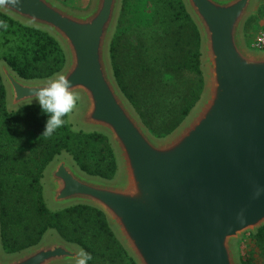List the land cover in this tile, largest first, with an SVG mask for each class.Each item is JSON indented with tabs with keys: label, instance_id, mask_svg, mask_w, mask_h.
<instances>
[{
	"label": "water",
	"instance_id": "obj_1",
	"mask_svg": "<svg viewBox=\"0 0 264 264\" xmlns=\"http://www.w3.org/2000/svg\"><path fill=\"white\" fill-rule=\"evenodd\" d=\"M200 38L203 90L184 121L155 138L120 91L109 46L122 0H89L85 10L56 0H21L0 13L52 37L65 62L51 77L24 80L5 63L0 77L8 113L38 106L29 89L65 75L79 108L75 131L100 134L116 172H82L66 153L42 172L51 212L85 206L103 214L135 264H240L237 245L264 226V50L246 47L243 29L259 0H181ZM81 248L49 230L0 264H76Z\"/></svg>",
	"mask_w": 264,
	"mask_h": 264
},
{
	"label": "trees",
	"instance_id": "obj_2",
	"mask_svg": "<svg viewBox=\"0 0 264 264\" xmlns=\"http://www.w3.org/2000/svg\"><path fill=\"white\" fill-rule=\"evenodd\" d=\"M260 14L263 18L262 10ZM0 21L8 25L0 28V63L19 78L44 79L62 69L65 58L52 37L1 13ZM109 57L120 91L155 138L172 133L200 99V38L181 0H122ZM152 110L160 117H153ZM67 117L63 127L45 138L41 134L47 116L39 105L7 112L0 77L2 249L6 254L18 253L54 230L66 242L91 253L89 264H135L98 210L74 206L51 212L45 205L42 172L62 153L88 175L112 179L116 172L107 138L75 131ZM27 137L33 138L32 147L22 151ZM245 242L240 264H256L254 254L264 264V226Z\"/></svg>",
	"mask_w": 264,
	"mask_h": 264
},
{
	"label": "clouds",
	"instance_id": "obj_3",
	"mask_svg": "<svg viewBox=\"0 0 264 264\" xmlns=\"http://www.w3.org/2000/svg\"><path fill=\"white\" fill-rule=\"evenodd\" d=\"M21 0H0V5L16 9ZM4 21H0V28H7ZM72 82L65 75H58L38 88L29 89L31 95L36 98L41 113L47 116L41 135L50 138L59 128L63 127L64 117L70 113L76 105L78 96L73 91ZM76 264H89L92 255L81 248L75 254Z\"/></svg>",
	"mask_w": 264,
	"mask_h": 264
},
{
	"label": "rangeland",
	"instance_id": "obj_4",
	"mask_svg": "<svg viewBox=\"0 0 264 264\" xmlns=\"http://www.w3.org/2000/svg\"><path fill=\"white\" fill-rule=\"evenodd\" d=\"M57 2H60L61 4L65 5L66 7H69L70 9H76V10H85L89 4V0H56ZM264 13V0H259L258 2V6L256 11L254 12V14L250 17V21L247 23L246 26H244L243 29V34H244V38H245V43H246V47L254 52H260V51H256L253 50L249 47V43L251 42V40L257 36L263 29H264V16L263 18H261V14L260 12ZM79 108V104L78 102H76L75 107L73 108V110L68 113V115H72L77 109ZM152 116L155 118H159L160 116L157 115L155 110H152ZM160 120H157L155 122V124L159 123ZM32 137H27L26 141L24 143V146L22 147V151H26V149H29L32 147ZM250 234H246L243 238V240L237 245V250L238 253L241 255H244V252L246 251V238L249 236ZM253 258L255 260L256 264H262V260L257 256V254L253 255Z\"/></svg>",
	"mask_w": 264,
	"mask_h": 264
},
{
	"label": "built area",
	"instance_id": "obj_5",
	"mask_svg": "<svg viewBox=\"0 0 264 264\" xmlns=\"http://www.w3.org/2000/svg\"><path fill=\"white\" fill-rule=\"evenodd\" d=\"M249 47L256 51L264 50V29L251 40Z\"/></svg>",
	"mask_w": 264,
	"mask_h": 264
}]
</instances>
